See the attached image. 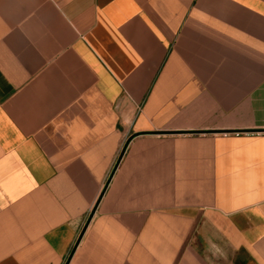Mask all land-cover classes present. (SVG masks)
Instances as JSON below:
<instances>
[{"label": "crops", "instance_id": "1", "mask_svg": "<svg viewBox=\"0 0 264 264\" xmlns=\"http://www.w3.org/2000/svg\"><path fill=\"white\" fill-rule=\"evenodd\" d=\"M263 126L264 0H0V264H264Z\"/></svg>", "mask_w": 264, "mask_h": 264}, {"label": "water", "instance_id": "2", "mask_svg": "<svg viewBox=\"0 0 264 264\" xmlns=\"http://www.w3.org/2000/svg\"><path fill=\"white\" fill-rule=\"evenodd\" d=\"M136 135H138V134H132V135L129 136V138H127V140L125 141V143H124V145H123V147H122V150H121V152H120V154H119V156H118V158H117V161H116V163H115V166H114V168H113V170H112V172H111V174H110V176H109V179H110V177L112 176V173H113L114 169L116 168L118 162L120 161V159H121V157H122V155H123V153H124V151H125V149H126L128 143H129V141H130L134 136H136ZM109 179H108V181H109ZM108 181H107V183H108ZM107 183H106V184H107ZM105 187H106V185H105ZM105 187H104L103 191L101 192V194H100L98 200L96 201V203H95L93 209L91 210V212H90V214H89V216H88V218H87V220H86V222H85V224H84V226H83V228H82V230H81V232H80V234H79V236H78V238H77L76 243H78V241L80 240V238H81V236H82V234H83V232H84V230H85V228H86L88 222L90 221V218L92 217V215H93V213H94V211H95V209H96V205H97V203H98L100 197L102 196V194H103V192H104V190H105Z\"/></svg>", "mask_w": 264, "mask_h": 264}, {"label": "built area", "instance_id": "3", "mask_svg": "<svg viewBox=\"0 0 264 264\" xmlns=\"http://www.w3.org/2000/svg\"><path fill=\"white\" fill-rule=\"evenodd\" d=\"M257 132H258V133H264V126H263V129L258 130Z\"/></svg>", "mask_w": 264, "mask_h": 264}]
</instances>
